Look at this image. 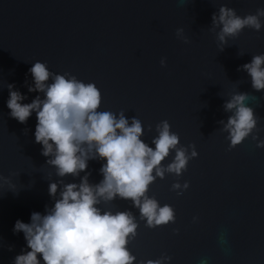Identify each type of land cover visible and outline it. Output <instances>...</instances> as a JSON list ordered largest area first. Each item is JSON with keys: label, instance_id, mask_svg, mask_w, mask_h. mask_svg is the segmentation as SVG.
<instances>
[{"label": "water", "instance_id": "1", "mask_svg": "<svg viewBox=\"0 0 264 264\" xmlns=\"http://www.w3.org/2000/svg\"><path fill=\"white\" fill-rule=\"evenodd\" d=\"M222 5L243 17L264 0H0V264L30 251L23 232L13 231L15 222L28 223L32 212L51 207L60 181L79 183L85 172L90 183L103 179L99 157L89 159L80 177L57 176L35 142L36 113L26 123L10 116L8 84L26 96L21 103L43 97L28 91L36 61L94 82L102 95L98 110L123 111L129 123L138 118L150 146L156 125L167 120L180 143L198 152L181 175L165 173L149 187V196L174 208V223L147 227L130 200L98 205L136 217L137 235L128 244L136 264L163 255L171 257L164 264H264V147H257L264 140V90H254L238 70L264 54V17L259 31L245 27L221 45L211 23ZM236 92L249 94L257 125L230 149L220 121L232 114L224 104ZM185 181L187 189L172 188ZM52 182L59 185L56 196L48 191Z\"/></svg>", "mask_w": 264, "mask_h": 264}, {"label": "clouds", "instance_id": "2", "mask_svg": "<svg viewBox=\"0 0 264 264\" xmlns=\"http://www.w3.org/2000/svg\"><path fill=\"white\" fill-rule=\"evenodd\" d=\"M261 17L264 7L241 17L233 8L222 5L218 14H212L211 24L213 29H220L216 36L223 45L226 38L238 36L245 27L259 31ZM182 33V28L177 29V36ZM160 63L165 65V58ZM240 68L251 77L254 90H264V54L252 56ZM29 72L34 83L28 91L42 93L43 97L37 95L30 103H21L26 96L8 84L10 116L26 123L36 113L35 142L42 145V155L48 157L46 163L55 168L57 176L80 177L89 159L99 157L104 161L99 170L103 179L90 183V173L85 172L79 183L60 181L63 188L51 207L46 206L43 214L32 212L28 223L18 219L13 231L23 232L30 251L18 254L14 264H136L137 257L128 247L137 235L136 217L130 210L113 212L98 205L117 198L130 200L147 227L174 223V208L167 203L161 206L149 196V187L165 173L181 175L189 160L198 156L195 146L182 145L169 122L162 120L156 125L158 135L152 139V147L142 139L144 128L138 118L131 117L129 123L123 111L117 115L98 110L102 95L94 82L85 83L70 73H53L41 61L34 62ZM248 99L247 92H236L224 104L225 111L232 113L226 123L220 121L222 130L228 133L230 149L256 128L257 117L246 103ZM257 147H264V140H259ZM173 150L174 159L162 164ZM58 186L57 182L49 184L51 196L57 195ZM188 187L187 181L172 185L174 190ZM170 259L163 255L140 260L139 264H164Z\"/></svg>", "mask_w": 264, "mask_h": 264}]
</instances>
